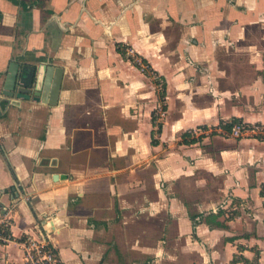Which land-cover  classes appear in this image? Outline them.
<instances>
[{
  "label": "crops",
  "instance_id": "obj_1",
  "mask_svg": "<svg viewBox=\"0 0 264 264\" xmlns=\"http://www.w3.org/2000/svg\"><path fill=\"white\" fill-rule=\"evenodd\" d=\"M11 63L50 66L44 101L6 102ZM232 119L264 126V0H0V264L28 235L55 264H264V140Z\"/></svg>",
  "mask_w": 264,
  "mask_h": 264
},
{
  "label": "built area",
  "instance_id": "obj_2",
  "mask_svg": "<svg viewBox=\"0 0 264 264\" xmlns=\"http://www.w3.org/2000/svg\"><path fill=\"white\" fill-rule=\"evenodd\" d=\"M124 51L133 59V63L136 64L144 73L148 70V67L143 64L139 58V55L133 53L129 48L124 47ZM155 79L157 75H153ZM161 85V84H160ZM160 88V86H158ZM164 108L160 104L155 110V121L161 120L164 115ZM224 125H227L225 127ZM219 133L224 134L231 138H242V137H255L264 140V126L258 123H245L239 120H229L219 124ZM8 219L2 220L1 222H8ZM0 222V223H1ZM9 239L0 235V242H5ZM19 244L23 248L24 258L26 264H55L57 261L56 253L50 243L45 240H39L32 236H25L19 241Z\"/></svg>",
  "mask_w": 264,
  "mask_h": 264
},
{
  "label": "water",
  "instance_id": "obj_3",
  "mask_svg": "<svg viewBox=\"0 0 264 264\" xmlns=\"http://www.w3.org/2000/svg\"><path fill=\"white\" fill-rule=\"evenodd\" d=\"M50 66L42 67V80L39 85L40 67L36 65H21L11 63L7 69V76L2 89V97L7 101L11 98H28L44 101L43 95L49 89Z\"/></svg>",
  "mask_w": 264,
  "mask_h": 264
},
{
  "label": "trees",
  "instance_id": "obj_4",
  "mask_svg": "<svg viewBox=\"0 0 264 264\" xmlns=\"http://www.w3.org/2000/svg\"><path fill=\"white\" fill-rule=\"evenodd\" d=\"M119 51H121L123 54H125V51H124V47L123 46H117ZM128 58L130 59V61L132 62L133 59L128 56ZM141 62L143 64H145L148 68H149V71L147 70L145 74H151V75H154L155 73L150 69V66L149 64L147 63V61L142 58L141 56H139ZM136 65V64H135ZM158 78V76H157ZM154 81H155V84H157L158 86H160L159 90H158V99H159V102L162 104L163 108L165 107L164 106V99H165V84L164 82L161 83L160 85V82H159V79H155L154 78ZM155 119V113H153V120ZM232 120H237V119H232ZM225 127H227V125H224ZM158 128H160V124H158ZM190 132H187V133H184L183 134V140L187 143H191V142H194L196 141L197 139H199L201 137V135H198V137H193L191 136L190 137ZM260 194L264 197V185L261 187V190H260ZM264 205V203H263ZM220 212H217V213H209L205 216V221L209 224H214V225H221V223L219 221H217V217L219 216ZM233 215H235V213H233ZM10 226H11V222L10 220L8 222H1L0 223V235L7 238V239H12V235H11V232H10ZM23 237L17 239L18 241L22 240ZM241 258L237 255H234L233 258L230 260V263L229 264H235L236 262H238Z\"/></svg>",
  "mask_w": 264,
  "mask_h": 264
},
{
  "label": "rangeland",
  "instance_id": "obj_5",
  "mask_svg": "<svg viewBox=\"0 0 264 264\" xmlns=\"http://www.w3.org/2000/svg\"><path fill=\"white\" fill-rule=\"evenodd\" d=\"M148 71H149V68H148ZM155 75V74H154ZM153 76V75H152ZM158 79H159V82H160V84L162 83V81L160 80V78L158 77ZM162 105V104H161ZM163 107V106H162ZM164 109H165V107H164Z\"/></svg>",
  "mask_w": 264,
  "mask_h": 264
}]
</instances>
